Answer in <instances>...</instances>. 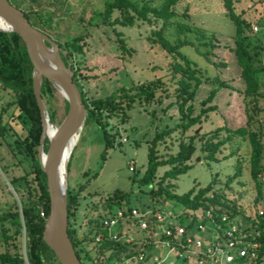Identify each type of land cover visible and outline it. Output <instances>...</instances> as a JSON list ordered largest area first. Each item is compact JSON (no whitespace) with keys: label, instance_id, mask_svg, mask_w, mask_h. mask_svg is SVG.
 Segmentation results:
<instances>
[{"label":"trees","instance_id":"16d2710c","mask_svg":"<svg viewBox=\"0 0 264 264\" xmlns=\"http://www.w3.org/2000/svg\"><path fill=\"white\" fill-rule=\"evenodd\" d=\"M180 1L182 0H162L159 5H154L146 0H106L103 10L95 13L86 21V24H83L81 33L65 37L63 41L53 40L62 51H65L66 56L62 58L73 71V81L87 109L85 123L96 124L107 138L109 118L119 114L122 120L126 119V112L134 108L136 103H151L155 92L163 85V80L157 77L129 88L122 86L108 96L88 100L81 83L77 80V68L71 63L75 56L83 55L84 40L88 36L85 25L104 24L114 28L116 25L132 26L137 19L148 24L161 20V27L152 30L150 38L152 43L159 45L171 56L169 72L177 83L174 103L177 105L179 122L173 127L155 132L148 144L146 169L137 182L140 185L151 186L149 193L153 197L162 196L163 203L167 204L172 201L179 204L183 209L181 211L183 213H180L178 217V223L181 224H184L187 218H191L192 223L202 220L198 215L200 208L212 209L218 214L227 213L231 217L242 215V224L246 225L244 240L254 239L259 243V247L253 262L247 263L245 258H236L234 264H264V218L258 213V207L264 205V90L261 87L260 77L264 73V63L261 59L257 64L254 61L264 50V22L258 23L263 28V32L255 35L257 44L252 45L249 32L251 22L235 11V0H222L226 14L235 24L232 50L240 67V78L244 82L241 94L246 120L244 125L234 129L226 125L216 128L211 135V140L207 138L201 146V150L206 152L204 158L214 160L219 146L230 140L232 136L247 140L250 146L249 169L254 181L256 196L253 201V213L245 214L244 208L236 200L228 199L223 191L213 188V180L204 187L197 190L193 188L181 195L173 191L174 184L171 180L189 169V161L197 150L196 139L199 135L193 132L185 136L186 131L200 124L206 118V114L214 109L213 106H205V104L214 98L216 89L211 90L202 100L200 112L194 115L193 105L189 102L193 99L195 90L202 81H214L218 83V86L227 85L219 79L204 76L195 63L180 52L179 48L183 45L194 44L193 41L180 38L182 33L190 32L192 27L186 23L171 20L177 16L174 5ZM13 5L20 8L16 3ZM20 9L28 21L42 32L46 33L45 29L53 27L48 21L51 16L49 13H35V18L32 19L29 11ZM114 12H117L116 16H112ZM262 12L264 13V7ZM39 25L43 29H40ZM168 31H173L172 36L175 35V39L167 36ZM194 33L202 40L201 43L211 48L214 47L212 39L208 40L203 32L194 30ZM170 39H174L173 42ZM204 55L206 56V53ZM178 60L180 62H176ZM31 71L32 63L20 36L15 32L0 31V92L5 91L10 95L5 105L0 106V142L5 146L9 159H12L8 162L9 159L0 154V170L17 194V198H14L0 174V244L3 246V250L0 251V264H60L53 251L42 239L44 221L49 211V195L46 175L41 170L37 157L42 124L32 89ZM55 90L52 83L44 77L40 92L42 100H47L49 103ZM49 107L47 113L52 122L53 110L51 111ZM67 108V101L64 99V115ZM16 126H19L18 129ZM222 130L226 131V135L214 141ZM175 132L180 134L176 151L169 149L165 153H159L157 145L165 142L166 138ZM47 147L48 139L45 138L44 151ZM106 147H108V142ZM24 163L27 164L28 170L19 175L11 173V166L20 167ZM161 167H166V169L159 176L157 172ZM238 173L239 168L235 175L227 180V185ZM9 195L11 198L8 197ZM128 197L126 193L116 190L113 195L104 198L102 202L104 214L100 217H90L87 230L80 235L71 220L78 203V194L68 187L67 233L82 264L84 262L86 264H113L116 261L123 264L129 252L127 244L109 237L100 220L110 213L114 206L117 209L127 207L128 205L125 204H128ZM1 207L5 208L1 209ZM252 230L257 231L258 234L251 236ZM122 232L120 230V233ZM98 233H103L99 243L95 241Z\"/></svg>","mask_w":264,"mask_h":264},{"label":"rangeland","instance_id":"374dc122","mask_svg":"<svg viewBox=\"0 0 264 264\" xmlns=\"http://www.w3.org/2000/svg\"><path fill=\"white\" fill-rule=\"evenodd\" d=\"M9 1L29 11L32 19L35 18V13H49L51 16L48 21L53 27L45 29V32L51 39L63 41L65 37L81 33L83 24H86V21L95 13L103 10L106 0ZM146 1L159 5L162 0ZM263 1H234L235 11L244 15L252 24L249 31L252 45L257 44L255 35L263 32V28L258 25L259 22H264ZM174 9L177 16L171 20L186 23L192 27L190 32L182 33L180 38L193 41L194 44L183 45L179 48L180 52L194 62L204 76L219 79L227 85L218 86V83L214 81H202L195 90V95L189 102L193 105V114L200 112L202 100L211 90L216 89L214 98L205 104V106H213L214 109L206 114V118L200 124L186 131L185 136L198 130L197 150L189 161V169L171 180L174 184L173 191L181 195L193 188L197 190L204 187L213 180L215 190L223 191L230 200H236L244 208L245 214L253 213L256 190L250 175L248 161L250 146L247 140L232 136L230 140L219 146L214 160L205 159L206 152L201 150L203 142L207 138L211 140V135L216 128L226 125L234 129L244 125L246 120L241 94L244 82L240 78V67L232 50L235 24L226 14L222 0H182L174 5ZM116 15L117 12L112 14V16ZM160 27L161 20L148 24L138 19L132 26L116 25L113 28L104 24L85 25L88 36L84 40L83 55L75 56L71 61L77 68V80L81 83L88 100L108 96L122 86L129 88L157 77L163 80V85L155 92L151 103H136L134 108L126 112V119L122 120L119 114L109 118L107 138L93 122H87L82 127L72 149L67 172L68 187L78 194V203L71 220L80 235L87 230L90 217H100L104 214L103 199L113 195L116 190L129 196L128 204H125L128 205L127 207L183 213L179 204L172 201L163 203L162 196L153 197L149 193L151 186L140 185L137 182L146 169L148 144L155 132L173 127L179 122L177 105L174 103L177 83L169 72L171 56L159 45L152 43L150 38L151 31ZM39 28L43 29L40 25ZM171 29L174 30L173 26ZM194 30L203 32L208 40L212 39L214 47L201 43L202 40L196 37ZM172 33L173 31H168L167 36H172ZM172 37L175 39V35ZM173 40L170 39L171 42ZM259 59L264 63V50L255 58V64ZM260 77L261 87L264 90V73ZM9 97V93L0 92V106L5 105ZM46 101H43L44 107L47 112L48 106L51 111L53 110L52 123L58 126L64 117V97L55 90L50 102ZM18 127L16 126V129ZM53 130L55 131L54 126ZM225 135L226 131L222 130L214 141ZM179 136L180 134L175 132L166 138L165 142L158 144L159 153H165L169 149L175 152ZM107 142L108 147H106ZM5 149L0 142V154L9 159ZM7 161L11 162L12 159ZM131 161L133 163H130ZM131 164L134 167L133 170L129 169ZM237 168L239 173L227 185V180L235 175ZM165 169L166 167L159 168L158 175L160 176ZM10 170L13 175H19L28 170V166L24 163L20 167L11 166ZM0 174L1 178L5 179L13 197L17 198V194L1 170ZM6 176L9 178L8 174ZM8 197L11 198L10 195ZM263 206L260 205L258 208ZM111 209L113 211L117 207L114 206ZM234 218L243 222L242 215ZM173 222L178 223V218H173ZM124 227L126 229L127 226ZM128 227L129 235L136 238L146 237V232L138 226ZM161 231L163 226L158 229V232ZM2 250L3 246L0 244V251ZM162 253H165V249Z\"/></svg>","mask_w":264,"mask_h":264},{"label":"water","instance_id":"95a60500","mask_svg":"<svg viewBox=\"0 0 264 264\" xmlns=\"http://www.w3.org/2000/svg\"><path fill=\"white\" fill-rule=\"evenodd\" d=\"M0 19L5 25L0 27V31L18 34L25 43L32 63V89L42 124L37 157L41 170L46 175L49 195V211L44 221L42 239L53 251L60 264H82L67 233V168L72 150L63 170L62 162L72 135L78 130L80 135L86 121L87 109L73 81V71L62 58L66 56L65 51H62L46 33L34 27L24 16L23 11L11 4L9 0H0ZM44 77L67 101V111L58 126L50 121L40 94ZM47 122L55 128L51 136L46 132ZM45 138L48 139L46 151H44ZM63 171H65V178Z\"/></svg>","mask_w":264,"mask_h":264},{"label":"built area","instance_id":"2783aa9c","mask_svg":"<svg viewBox=\"0 0 264 264\" xmlns=\"http://www.w3.org/2000/svg\"><path fill=\"white\" fill-rule=\"evenodd\" d=\"M132 166L129 169L133 170ZM258 213L264 218V208L260 207ZM198 215L202 220L192 223L187 218L181 224L173 222V218L180 216L176 211L125 207L111 211L100 222L109 237L127 244L129 252L123 264H234L236 258H245L247 263L255 260L259 243L254 239L244 240L246 225L212 209L200 208ZM131 225L145 231L146 237L129 235ZM160 226L163 231L158 232ZM254 234L258 232L252 230L251 236ZM102 237L103 233H98L95 241L99 243Z\"/></svg>","mask_w":264,"mask_h":264},{"label":"bare ground","instance_id":"6f19581e","mask_svg":"<svg viewBox=\"0 0 264 264\" xmlns=\"http://www.w3.org/2000/svg\"><path fill=\"white\" fill-rule=\"evenodd\" d=\"M4 26H5V25L3 24L2 20L0 19V27H4ZM46 132H47V134L50 135V136L54 133L53 126H52V124H51L50 122H47V124H46ZM78 136H79V130L76 131V132L72 135L71 140H70V142H69V144H68L67 152H66L65 157H64V160H63V162H62V170H63V167H64V169H65L66 162H67V160H68L69 154H70V152H71L73 146H74L75 143L77 142V140H78ZM62 173H63V176H64V178H65V171H63Z\"/></svg>","mask_w":264,"mask_h":264}]
</instances>
